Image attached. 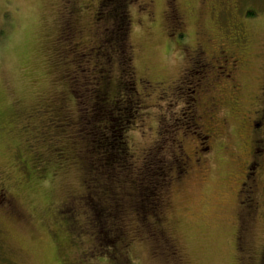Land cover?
I'll list each match as a JSON object with an SVG mask.
<instances>
[{
    "label": "rangeland",
    "instance_id": "1",
    "mask_svg": "<svg viewBox=\"0 0 264 264\" xmlns=\"http://www.w3.org/2000/svg\"><path fill=\"white\" fill-rule=\"evenodd\" d=\"M86 1L0 0V184L4 183L5 190L2 191L6 194L4 201L0 193V203L7 204L15 215H3L0 210V264H74L76 261L79 264H114L99 249L96 251L101 254H86L91 247L87 238L75 242L64 231H59L60 226L54 225L52 215L57 205L81 189V174L77 168L70 166L55 170L50 164L40 177L32 164L26 171L20 163L17 164V150L28 157L30 145L21 130L25 120L20 119L14 124V111L22 107L24 112L30 113L38 100L41 104L57 90L58 72L51 59L53 43L60 35L61 23L68 18L65 9L72 4L85 6ZM177 1L185 13V23L179 25L184 26L186 36L182 37L168 31L164 18L165 0H154L153 21L147 14L138 12L137 4L129 7V16L134 21L129 28L128 49L136 69L134 78L138 82L139 97L146 103L139 124L130 133L132 145L137 150L159 135V120H168L174 125L170 117L180 116L183 111L185 114L183 100L174 95L179 78L182 77L178 85L184 88V97L190 95L189 101L193 96L201 98L196 102L197 106L200 101H205L204 93H193L188 88L189 94L186 90L193 79L192 74L197 71L205 73V69L197 65L195 73L185 75L184 68L193 61L202 30L214 39L224 36L220 16L228 18L234 14L243 20L239 10H243L245 4L253 7L256 13L255 18L243 20L251 44L247 50L249 61L238 79L240 104L247 109L253 107L255 99L261 95L264 82V0ZM72 15L81 29L92 25L95 17L94 10L86 8L72 12ZM85 32L82 30L81 35L85 36ZM74 37L75 33H71L70 39H60L65 45L71 42L69 60L75 52L82 50L81 46H76ZM218 44L219 40H215L209 49ZM77 63L78 60H66L64 66L74 67ZM228 93L229 96L236 95L233 91ZM226 108L230 109L223 106L222 116H225ZM221 125L222 131L216 135L205 162L197 166L190 160L191 168L182 181L170 187L171 201L163 221L166 234L179 249L175 255H167L162 240L147 241L133 234L128 250L130 264H244L237 240V194L245 174L240 165L249 161L252 153L243 140L245 134L239 130L235 117H231L227 125ZM140 126L147 131L146 134L138 129ZM181 143L192 157V150H195L193 135H186ZM36 147L38 153L45 156L47 148L42 139ZM263 195L264 179L260 189V196L264 199ZM249 243L257 253L261 250L264 214L255 218ZM81 252L85 254V260L80 261ZM179 255L182 260H178Z\"/></svg>",
    "mask_w": 264,
    "mask_h": 264
},
{
    "label": "trees",
    "instance_id": "2",
    "mask_svg": "<svg viewBox=\"0 0 264 264\" xmlns=\"http://www.w3.org/2000/svg\"><path fill=\"white\" fill-rule=\"evenodd\" d=\"M95 1L87 5L88 0L85 6L72 4L65 9L69 15L61 23L51 54L59 79L53 96L41 104L38 100L30 113L24 112L22 107L14 111V124L25 120L21 130L30 145L28 157L17 150V164L25 171L32 164L39 176L50 164L55 170L77 168L81 174V189L69 195L57 205L53 215L50 214L54 225L60 226L59 231H64L71 240L80 243L84 241L82 238H87L91 241L86 254L102 253L114 264H130L128 250L133 234H137L147 241L162 240L167 250L164 254L175 255L178 248L166 234L163 220L171 201V185L182 181L191 168L189 151L181 141L186 135H193L195 150H192L191 160L197 166L202 165L207 153L196 152L199 134L196 129L202 123L211 125L213 118L195 122L183 115L170 117L174 125L168 120H159V135L141 150L134 148L130 133L139 124L146 103L139 97L136 69L128 49L129 28L134 21L129 16V7L137 4L138 12L147 14L151 21L154 16L149 15L150 11L144 9L140 0ZM83 8L95 13L93 24L87 29L79 28L71 16L72 12L83 11ZM254 12L247 4L239 10L243 20L255 18ZM233 15L219 21L224 36L215 39L209 36L212 43L226 38ZM243 20L238 19L245 25ZM82 30H86L85 36L81 35ZM71 33H75L74 42L82 50L71 58L78 60L77 65L67 68L64 64L66 60L71 61L68 56L71 42L65 45L60 39H70ZM195 57L191 65L184 68L185 75L195 72L200 64L197 61L202 62L200 56ZM216 63L221 65V62ZM207 68L202 75L211 76L214 70ZM198 77L200 75L192 79L191 87L197 84ZM204 84V81L199 82L201 91L205 89ZM182 96L179 95L185 106L188 99ZM203 103L204 100L201 105ZM195 105L197 110L203 108ZM138 129L141 133L147 132L141 126ZM40 139L46 143L45 156L39 154L36 147ZM45 157L48 163L51 161L49 164ZM98 249L101 253L96 251ZM84 255L81 252L80 261L85 260ZM177 258L181 260L180 255Z\"/></svg>",
    "mask_w": 264,
    "mask_h": 264
},
{
    "label": "flooded vegetation",
    "instance_id": "3",
    "mask_svg": "<svg viewBox=\"0 0 264 264\" xmlns=\"http://www.w3.org/2000/svg\"><path fill=\"white\" fill-rule=\"evenodd\" d=\"M140 1H142V5H145L144 9L150 11L149 15L153 16L152 5L154 0ZM200 1L205 3L208 0ZM165 4L164 18L165 24L167 23V28H169L168 31H171L170 33L176 37L186 36L183 31L184 26H179L185 23V13L181 10L178 1L165 0ZM221 11L224 10L221 8ZM220 18L227 19L224 15L220 16ZM201 35V42H199L195 48L192 60L196 58L195 55H198L202 60V62L197 61L200 63L199 68L202 70H208L207 67H210L214 71L211 76H204L200 71H197V74L192 75L193 78L200 75V78L198 77L197 84H194L192 87L190 86L192 79L190 80L186 88L187 92L190 94V91H188L189 88L193 93L196 91L204 93L206 99L203 105H201L202 102L200 101L199 106L203 107L200 110L195 109L193 106L199 99L201 100V98H195V96L190 98V101L193 102V105L190 106L188 105L190 103L188 99L184 108V110H186L185 114L188 113V116H184V111L182 115L188 121L193 119L195 122L197 120H202L203 118H213L211 125L207 122V124L202 123L199 124L196 129L199 131V134H197L198 150L196 152L202 150L204 153H208L210 151L216 135L220 134L222 131L221 124L227 125L231 117H235L237 119L239 130L245 134L243 140H245L247 147H250L252 153L250 160L244 161L240 165L243 174L245 173L244 176H242L243 181H241L239 185L237 194V196H239V211L237 212L236 222L237 240L241 254L240 258H242L244 264H264V244L261 250L257 253V251L251 249V245L249 243V237L254 227L255 218L264 214L259 213L264 210V207H261V203L264 204V199L260 196V189L262 188V181L264 179V82L261 86V95L257 98L259 102L255 99V106H250L248 109L245 108V105L241 106L240 97L238 95V79L240 74L243 72L246 61H249L247 50L251 41L246 32L245 25L238 21V17L236 15H233L231 19L228 35L224 40L221 38L222 41L219 40V44L217 46L209 49L213 39L210 38L206 32H202ZM186 46L189 45H185V47ZM208 55V59H205ZM216 62H221V65L218 66ZM181 78H179V82L175 83L176 88L174 95L176 97L182 95V90H184L181 85H178L182 82ZM202 81L205 82V89L203 91L199 88V82ZM228 91H233L236 95L229 96ZM189 97L190 95H187L186 98ZM223 106L230 108H226L225 116H222ZM191 108L193 110H191ZM205 131L208 132V134L205 135ZM189 158L191 160L190 156ZM196 161H198V159H196ZM3 184L4 183L0 184V193L2 195V199L5 201L6 194L2 191L5 190ZM12 200H14V198ZM6 205L7 204H4L3 202L2 204L0 203V210L3 215L15 216L12 212H10ZM256 254H258V256ZM180 259L182 260L181 255Z\"/></svg>",
    "mask_w": 264,
    "mask_h": 264
}]
</instances>
